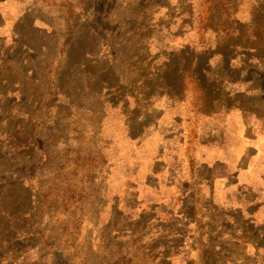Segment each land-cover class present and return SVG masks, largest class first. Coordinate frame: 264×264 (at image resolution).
<instances>
[{"label": "rangeland", "instance_id": "374dc122", "mask_svg": "<svg viewBox=\"0 0 264 264\" xmlns=\"http://www.w3.org/2000/svg\"><path fill=\"white\" fill-rule=\"evenodd\" d=\"M257 95L264 0H0V264H170L183 251L188 264H264ZM176 156L189 184L159 194L178 207L189 193L195 216L163 229L161 201L127 205L128 182ZM219 161L235 183L194 176L204 163L222 176Z\"/></svg>", "mask_w": 264, "mask_h": 264}, {"label": "trees", "instance_id": "16d2710c", "mask_svg": "<svg viewBox=\"0 0 264 264\" xmlns=\"http://www.w3.org/2000/svg\"><path fill=\"white\" fill-rule=\"evenodd\" d=\"M174 11V10H172ZM176 12V11H174ZM167 13H172L171 10H167ZM169 27V26H168ZM164 27H160L159 29L162 30ZM165 31H167L170 35H180L181 38L185 37L186 34L184 33H179V32H175L172 31V29L168 30V29H164ZM156 36V34H155ZM182 46L175 47L172 48V53L175 54L176 56H178L180 59H182ZM213 56H218L219 59V64H222V54L220 52H214ZM210 61V60H209ZM223 76H225V74L220 75V74H216V78L213 80L216 81H223ZM229 86L228 83H224V87ZM257 97H260L261 100L264 101V98H262L260 95H257ZM157 101V100H156ZM155 101V103H156ZM227 101V100H226ZM155 103L153 106H155ZM257 102H254V104ZM228 104V103H225ZM228 109V107H227ZM153 111H151L152 113ZM150 113V114H151ZM204 142H207L206 140H203ZM167 150L170 149L169 147L167 148H162L159 151H163V150ZM174 161L170 164H167L166 162H164L163 159H159L157 158L156 160H152L151 162L148 161L147 166H146V170H141L138 172V174L140 175L141 179L145 178V180L139 182L138 180H133L128 182L129 183V187H128V191L127 194V200H126V204H132L135 205L137 204L139 201L141 202H150V201H161L160 202V206H162L163 208L165 207V202L164 200L166 199V197H168L167 193H161V184L163 183L164 186H174V187H179V186H184L189 184V171L187 168H189L186 165V173L184 175L183 178H174V174H175V164H177L176 161H178V159H180L179 156L174 157ZM185 161V160H184ZM164 171H166L169 175H165ZM183 172V171H182ZM201 173V174H198ZM158 174L159 178L157 180L156 175ZM194 176L197 177V180H212L213 178L217 177V173L215 172V167H209L206 164H203L200 166V169L197 170V172H194ZM150 180H153L152 183H150ZM158 181H159V185H158ZM177 200H179V205L178 207H176V202L172 203V204H168L167 207H165L163 209L164 212H160L159 216L161 218V220H163V229H169L171 227H182L184 228L186 226V220L188 219H192L195 214H194V209H193V205L189 200V193H187V195L181 196L180 198H178ZM225 206V205H224ZM226 211L227 216L226 217L230 222H234L237 218H238V213L240 212L239 210H233V207L231 205L226 204L225 207H223ZM219 210V208H217ZM248 210H246V212H248ZM220 212V211H219ZM241 216H239L240 218ZM236 223V222H234ZM193 236V235H192ZM226 237H228L229 240H234V238H232L231 235L226 234L224 235ZM192 238V237H191ZM186 239V237H185ZM218 243H214L212 245V248L214 250V252H216V254L220 253V251H223V249L219 248ZM187 243H185V249L187 248ZM184 249V250H185ZM187 259H188V252L183 251L179 256H176L174 258L171 259L170 264H188L187 263ZM245 259V258H244Z\"/></svg>", "mask_w": 264, "mask_h": 264}, {"label": "crops", "instance_id": "0c3cea01", "mask_svg": "<svg viewBox=\"0 0 264 264\" xmlns=\"http://www.w3.org/2000/svg\"><path fill=\"white\" fill-rule=\"evenodd\" d=\"M262 141H264V140H262ZM227 157L228 158H230L231 159V157H232V160L234 159V158H236V156L234 155H231V154H228L227 155ZM234 161H236V160H234ZM218 164H222V166L224 167L223 168V171H224V174L221 176V174H218L217 172H216V166H214V165H212V166H209L207 163H204V164H206L207 166H209V167H215V172L217 173V177L216 178H213L212 180H209V181H214V180H217V179H220L221 180V182L225 179V178H227L228 179V182H229V180H231V179H233V183H235V180L234 179H236L235 177H237V174H238V172L236 171V170H233V171H231V169L229 168V166L228 165H226L224 162H221V161H219V162H217ZM239 164L240 165H242V163L241 162H239ZM225 182V181H224ZM222 184H225V183H222ZM244 184L245 183H240V184H235V185H232V184H226V185H230L231 187H232V189H234L235 187L236 188H239V187H241V186H244ZM235 188V189H236ZM235 193L236 194H239V192L238 191H235ZM229 203V205H230V201H229V199H226L225 201H223V203H222V206H221V208L223 209V207H225L226 206V204H228ZM252 204V203H251ZM250 204V205H251ZM225 205V206H224Z\"/></svg>", "mask_w": 264, "mask_h": 264}]
</instances>
